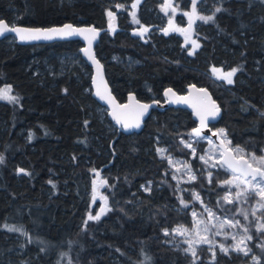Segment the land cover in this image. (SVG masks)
Returning a JSON list of instances; mask_svg holds the SVG:
<instances>
[{
    "label": "trees",
    "instance_id": "trees-1",
    "mask_svg": "<svg viewBox=\"0 0 264 264\" xmlns=\"http://www.w3.org/2000/svg\"><path fill=\"white\" fill-rule=\"evenodd\" d=\"M130 1L0 0V19L32 27L94 24L96 55L118 101L129 92L143 101H163L166 87L181 93L192 83L204 86L222 108L212 128L223 127L232 143L262 154L264 3L200 1L198 10L214 19L199 21L200 46L190 55L180 34L166 29L161 0H143L138 19L149 29L132 34ZM109 11H116L113 30ZM81 47L79 39L20 44L11 35L0 38V87L10 85L20 96L17 105L0 99V264H264V232L253 224L257 263L236 253L208 261L206 252L192 262L164 239L165 228L190 223L189 210L198 204L180 201L155 147L166 145L199 169L202 163L179 142L196 121L181 107L153 108L140 132L123 133L91 94V67ZM213 68L239 70L228 84ZM94 173L109 185L110 206L99 220L88 219ZM225 175L207 181L199 169L189 185L216 211L245 221L240 205L223 197Z\"/></svg>",
    "mask_w": 264,
    "mask_h": 264
},
{
    "label": "rangeland",
    "instance_id": "rangeland-1",
    "mask_svg": "<svg viewBox=\"0 0 264 264\" xmlns=\"http://www.w3.org/2000/svg\"><path fill=\"white\" fill-rule=\"evenodd\" d=\"M200 1L205 2L204 0H197V5ZM166 4L169 6H165ZM116 7H119V3L117 2ZM158 8L161 12L162 18H164V25L166 26V29L179 33L182 38L183 46L185 47L187 53H191L190 55L194 54V52L200 46V42L195 32L196 26L199 21H204L198 19L197 17H207L211 15L200 12L198 10V7L196 15H193L192 0H190V4L186 7L183 6L181 0H161V2L158 4ZM185 13L188 14L186 15ZM111 25L113 27L117 25L116 15L113 18ZM137 26L143 27L140 22ZM193 41H195V44H193ZM232 69L233 68L222 70L220 68V71L213 73L216 77L221 78L224 73H227ZM223 80L227 83L225 79ZM9 86L10 85H4L0 87V89H6ZM11 89L12 91L10 95L15 96L17 98V101L12 102L6 98L2 100L8 101L13 105H17L20 102V96L12 87ZM193 129H195V127L189 131L188 137L180 136L179 142L183 147L187 148L190 151L191 157H197L198 160L202 163L199 169L205 173L207 181H209L210 178L216 173L218 175L226 174L224 177L225 179L221 182L224 186L227 187L224 192V199L226 197V201L231 200L239 204L242 213L251 215L250 221L248 220V218H244L245 221H241L237 216L234 217L233 215H230L228 213H221L219 211H216L212 207V205H210L205 200L207 199V196H203L199 191L189 185L194 181L191 180L190 177L192 175L197 176V171L199 169L197 167H193L189 159L185 158L184 156L172 154L171 151L168 150V147L166 145L159 144L155 147L157 151L156 154L160 158L166 159L169 167L170 177L174 182V187L178 194V197L180 198V201L184 199L187 201V203L193 201L197 202L198 204V208L191 207V209L189 210L191 218L190 223H176L172 227L165 228L164 233L165 230H167L169 237L164 239H167L170 244L182 249L184 253L189 254L192 262H196L199 257L204 252H206L208 261H215L220 254L236 253L240 254L241 257L249 256L251 262L257 263L259 262L260 257L257 254H253V246L251 245L253 236L249 231V226L250 224H253L254 229L264 232V229H259L258 227L260 224H264V207H260V204L264 203V200H262L261 196L257 194L258 188L253 190L252 184H248L247 182L241 183V180H244V177L239 174L233 173L223 165L221 160L222 152L211 136H196L190 145V137L194 134ZM214 130L217 132L219 139L225 141V143L229 145L236 156H243L247 158V160L256 167H264V161H262L261 159L264 158V152L262 154H257L252 151H247L241 145L232 143L231 138L226 134V131L223 127H219ZM221 130H223V133H221ZM199 143H203V146L201 148ZM237 148L241 149L242 151L237 152ZM0 156L3 157V162L0 163L1 165L4 163V156ZM253 156H255L256 158L255 161L252 159ZM201 157H203V159H201ZM220 171H223L225 173H219ZM209 173H211V176H209ZM237 177H239L240 179L238 180ZM247 179L250 180L251 178ZM226 181H231V183H225ZM91 183L93 185V189L90 192L89 215L91 214L93 216H96L97 214H99L101 216L103 213H105L106 210H108L110 206L108 195L109 185L107 184L106 178L102 177L100 173H97V175L96 173H94L91 178ZM94 184H96L95 188ZM237 184H239L240 186L237 187ZM145 188H150V182H147L144 185V190ZM244 189L248 190L247 198H245L244 195H241L239 200H237L236 194L238 192L242 193ZM250 193H254L256 199L252 198ZM197 194L200 197L199 199H196ZM188 197L190 198V200H187ZM242 204L244 206H242ZM209 210L211 211V215ZM229 221H231L232 224H235L236 221H239L240 223L236 226H231ZM205 227H207V231H205ZM245 228H247V231H245ZM177 229H179V231H177ZM217 232L219 234L215 235V233ZM248 236H251L252 238L247 239ZM204 239H210L212 243H204ZM237 243H239L240 248L244 249L245 251H248L250 249L247 255H245L243 251L234 249L233 246H235ZM189 244H191L192 249H194L195 255H193L192 251H185L189 248ZM221 245L228 248L227 253H224L220 250ZM256 245H258V243Z\"/></svg>",
    "mask_w": 264,
    "mask_h": 264
},
{
    "label": "water",
    "instance_id": "water-1",
    "mask_svg": "<svg viewBox=\"0 0 264 264\" xmlns=\"http://www.w3.org/2000/svg\"><path fill=\"white\" fill-rule=\"evenodd\" d=\"M142 2L143 0H131L128 3L130 20L134 25V28L131 30L132 34L142 35L145 32V28L147 30L149 29V27L146 26L138 27L137 25H139V23H136L137 20L139 21L138 13ZM119 6L123 7L122 4H119ZM113 13L116 15V11H114ZM114 17H110V30H113L114 28L111 25ZM3 21L10 27L19 28H62L64 25H72L74 28H94L95 32H85L83 34H73L70 36L51 34V39L26 38L24 40H21L20 35L16 32H6L3 35H0V38L11 35L15 38L16 42L20 44L46 43L52 41L79 39L82 42V47L79 49L81 57L91 67V94L100 105L106 108L108 118L113 122L115 126L119 127L123 133L131 134L140 132L144 127L145 119L148 117L153 108H165L169 106L181 107L190 111L193 119L196 121L195 129H201L200 135H208L214 139L216 145L222 152V163L228 170L241 176L242 172L244 171L251 172V169L247 168V165L244 163V161H247L248 164H251L247 160V158L243 156H236L229 145L225 143V141L219 139L217 132L212 128L211 124L216 123L220 119L222 115V108L219 106L218 102L213 98L212 94L206 87L192 83L186 86L185 92L181 93L175 91L172 87H166L163 91V101L152 100L148 102L138 99L135 93L129 92L125 101L120 102L114 96L111 86L109 85L105 75L104 65L96 55L95 46L99 40V29L94 24H74L71 22H65L60 25L32 27L11 24L4 19ZM65 31H70V29H65ZM85 49H88V54L85 53ZM89 55H93L98 63H94L93 60L89 59ZM168 89H172V92H168ZM97 93H99V95ZM173 93H175V95H173ZM213 102L220 109V111L215 116L209 115L210 112L215 111V109L213 108ZM141 105L149 106L147 111L144 112L142 116L140 115V113L143 111L140 107ZM202 117H204L203 124L201 122ZM117 118L128 124H135L139 122L140 126L125 128L124 123H117ZM225 161L231 163L233 167H229L228 164L225 163ZM233 168H235L236 170L233 171ZM252 168L258 167L252 165ZM248 178L251 177L249 176ZM95 186L96 184H94V188Z\"/></svg>",
    "mask_w": 264,
    "mask_h": 264
},
{
    "label": "snow or ice",
    "instance_id": "snow-or-ice-1",
    "mask_svg": "<svg viewBox=\"0 0 264 264\" xmlns=\"http://www.w3.org/2000/svg\"><path fill=\"white\" fill-rule=\"evenodd\" d=\"M261 2L264 3V0H261ZM165 6H169V5L166 4ZM220 11H221V8H216L215 9V12H220ZM196 13H197V0H192V14L196 15ZM185 14L187 15L188 13H185ZM114 15L115 14L112 11L108 12V16L109 17H114ZM197 18L201 19V20H205L207 22V21L213 20L214 19V15L213 16H207V17L198 16ZM136 23H139V21L137 20ZM65 29H70V31L66 32ZM144 31L146 32L147 29L145 28ZM6 32H16L17 34L20 35V39L24 40L26 38H28V39H41V38L51 39L52 38L51 34L70 36V35H73V34H83L85 32H95V29L94 28H74L72 25H64L62 28H34V29L33 28H19V27H10L7 23H5L3 21V19H0V35H3ZM93 39H94V37H93ZM193 44H195V41H193ZM84 51H85L86 54H88V49H85ZM89 59L93 60L94 63H98V61L95 60V57L93 55H89ZM238 70L239 69H237V68H233L231 71H229L227 73H224L221 78L225 79L228 84H232L233 83L232 77ZM212 71L214 73H216V72H218L220 70L216 69V68H213ZM11 91H12V89H11L10 86L8 88H6V89H0V99H5L6 98V99H8V100H10L12 102H16L17 98L15 96L10 95ZM65 91H67V90H65ZM167 91L168 92H172V89H168ZM97 94L99 95V93H97ZM173 95H175V93H173ZM140 107L143 110L140 113V115L142 116L144 114V112L147 111L149 106L148 105H141ZM213 108L215 109V111L214 112H210L209 115L215 116L220 111V109L215 105L214 102H213ZM201 122L203 124L204 117H202ZM117 123H124V122L121 121L119 118H117ZM139 126H140L139 122H137L135 124L124 123V127L125 128L139 127ZM193 133L196 136H200L201 129H199V128L193 129ZM221 133H223V130H221ZM236 151L240 152L242 150L237 148ZM201 159H203V157H201ZM252 159L255 161V159H256L255 156H253ZM261 159H262V161H264V158H261ZM2 162H3V157L0 156V163H2ZM225 163H227L229 167H233V165L231 163H229L228 161H225ZM244 163L247 165V168L251 169V172H248V171L242 172V176L244 177V180H241V183L247 182L248 184H252L253 185V190L258 188V193L257 194L261 196L262 200H264V167L252 168V165L248 164L247 161H244ZM213 166H215V165H213ZM235 170L236 169L233 168V171H235ZM20 171L23 172L24 170L21 169ZM209 176H211V173H209ZM249 176L251 177L250 180L247 179ZM190 179L191 180H195L196 176L192 175L190 177ZM237 179L239 180L240 178L237 177ZM225 183H231V181H226ZM239 186L240 185L237 184V187H239ZM149 190H150L149 188H145V191H149ZM247 194H248V190L244 189V191L242 193L238 192L236 194V198H237V200H239L241 195H244L245 198H247ZM199 198L200 197L197 194L196 195V199H199ZM225 199H227V198L225 197ZM181 202L183 203V201H181ZM233 202L234 201L229 200V203H233ZM185 207H187V204H185ZM260 207H264V203H261ZM209 212H210V215H211V211L210 210H209ZM242 214L244 215V218L247 219V213H242ZM194 215H195V213H194ZM88 219L89 220H99L100 219V215L97 214L96 216H92L90 214L88 216ZM85 223H87V222H85ZM229 223L231 224V226H236L240 222L236 221L235 224H232L231 221H229ZM258 227H259V229H264V224H260ZM8 230L9 231H19V229H16L14 227H8ZM207 230H208L207 227H205V231H207ZM177 231H179V229H177ZM245 231H247V228H245ZM218 234H219L218 232L215 233V235H218ZM165 235H168L167 230H165ZM251 238H252L251 236L247 237V239H251ZM242 240H243V238H242ZM242 240H241V242H242ZM203 242L204 243H208V244L212 243V241L210 239H204ZM233 247H234L235 250L243 251L245 255H247L248 251H250V249L248 251H245L244 249L240 248V244L239 243H237ZM220 250L222 252H224V253L228 252V248L224 247L223 245L220 246ZM185 251H192L193 255H195V251H194V249H192L191 244H189V248L186 249ZM213 255H214V253H213Z\"/></svg>",
    "mask_w": 264,
    "mask_h": 264
},
{
    "label": "built area",
    "instance_id": "built-area-1",
    "mask_svg": "<svg viewBox=\"0 0 264 264\" xmlns=\"http://www.w3.org/2000/svg\"><path fill=\"white\" fill-rule=\"evenodd\" d=\"M195 137H196V135H194V134L190 137V142H189L190 145H191V143H192V141L194 140Z\"/></svg>",
    "mask_w": 264,
    "mask_h": 264
},
{
    "label": "flooded vegetation",
    "instance_id": "flooded-vegetation-1",
    "mask_svg": "<svg viewBox=\"0 0 264 264\" xmlns=\"http://www.w3.org/2000/svg\"><path fill=\"white\" fill-rule=\"evenodd\" d=\"M118 3V2H117ZM119 4H121V3H119ZM123 5V4H122ZM122 8H124V7H122V6H119V7H117V9H122Z\"/></svg>",
    "mask_w": 264,
    "mask_h": 264
}]
</instances>
